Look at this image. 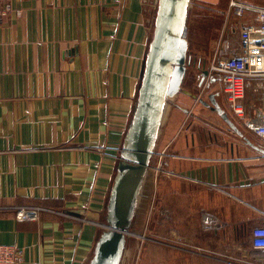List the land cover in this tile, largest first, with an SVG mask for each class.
<instances>
[{"label": "crops", "instance_id": "obj_1", "mask_svg": "<svg viewBox=\"0 0 264 264\" xmlns=\"http://www.w3.org/2000/svg\"><path fill=\"white\" fill-rule=\"evenodd\" d=\"M232 1H192V77L206 61L241 52L240 30L256 14L236 15ZM236 1L264 8V0ZM12 3L20 14L0 23V244L18 246L23 264H89L159 0ZM255 83L247 81L238 139L207 127L192 134L179 97L169 105L148 180L153 186L157 176L156 224L121 264H264L252 246L253 230L264 226V154L256 148L264 145L247 127L264 103ZM218 101L230 104L225 93ZM152 189L139 203L145 213ZM24 206L45 210L39 221H18L15 208ZM202 214L219 226L205 229Z\"/></svg>", "mask_w": 264, "mask_h": 264}, {"label": "water", "instance_id": "obj_2", "mask_svg": "<svg viewBox=\"0 0 264 264\" xmlns=\"http://www.w3.org/2000/svg\"><path fill=\"white\" fill-rule=\"evenodd\" d=\"M193 0H159L152 40L146 58L133 118L106 206V225L97 239L89 264H121L143 190L149 180L151 161L169 101L183 90L188 71L189 14ZM205 77L208 76L206 71ZM204 77V78H205ZM212 82H217L212 79ZM191 94L190 92H186ZM197 98L196 95H192ZM204 106L217 112L240 136L243 133L214 95ZM180 108L184 109L180 106ZM185 110V109H184ZM188 112V110H186ZM252 144V143H250ZM264 154V149L256 147Z\"/></svg>", "mask_w": 264, "mask_h": 264}, {"label": "built area", "instance_id": "obj_3", "mask_svg": "<svg viewBox=\"0 0 264 264\" xmlns=\"http://www.w3.org/2000/svg\"><path fill=\"white\" fill-rule=\"evenodd\" d=\"M231 10L238 16H242L247 10L253 11L256 14V22L240 30L241 52L214 61L210 65L209 76L218 77L234 113L241 118L245 116L241 101L245 97L249 79L256 81V91L262 92L264 100V8L234 0L231 2ZM14 12L20 14L19 11H15L12 0H0V23L7 20ZM247 127L264 142V103L262 109L257 111V115L247 121ZM171 175L169 174L168 177ZM44 210L37 206L17 207L15 216L18 221L36 222L39 221ZM202 215L205 229L210 230L219 226L208 214ZM252 246L256 250L264 251V226L253 230ZM23 262L24 255L18 246L0 244V264H23Z\"/></svg>", "mask_w": 264, "mask_h": 264}, {"label": "rangeland", "instance_id": "obj_4", "mask_svg": "<svg viewBox=\"0 0 264 264\" xmlns=\"http://www.w3.org/2000/svg\"><path fill=\"white\" fill-rule=\"evenodd\" d=\"M201 61H204V60H201ZM209 68H210V64L209 62L206 61L205 69L208 70V72H209ZM201 69L202 68L200 67V69L196 71L197 75L194 77H192L193 74H191L192 73L191 69L188 71L186 80L183 84L184 92H181L178 96L179 99L178 98L176 99L177 100L176 102L179 104V106L181 105L185 109V110L184 109L182 110L183 113L181 112V115H183V118H184L185 128H190L192 127V124H194L193 129L191 130L192 134L198 131L201 132V130H199L200 128L207 127L210 130L212 129L215 133L218 132L220 138L226 137L227 139H233V138L238 139L240 136L237 134V132L233 130L230 127V125L217 112L213 111L210 107L204 106L201 103V100H204L206 103L211 104V101L209 98L212 95H214L217 102H219L218 99L219 98L221 99V95L222 93H224L222 86L219 83V79L216 75H215L216 77H214V76H209L208 74V76L206 77V80L201 79V77L199 76ZM192 70H194L193 66H192ZM212 79H216L217 82L213 83ZM186 92H190L191 94H187ZM192 95H196L197 98H194ZM170 104H173V102L169 101L167 108H169ZM182 104H184L185 106H183ZM221 107L226 111V113H228L229 117L235 122V124L239 126L238 116L232 111L231 105L223 102V105H221ZM186 110H190L191 112L189 111L186 112ZM260 143L264 145V142L262 140H260ZM118 156H119L118 160H120L121 158L120 152ZM154 163H155V158L153 157L151 161V168H150L151 172L154 167ZM156 181H157V176L155 177V182H153L154 183L153 186L149 185L148 181L146 183V186H145L146 190L149 189V192H150V190L153 188L152 195L149 197L151 206H149L150 207L149 210L147 211V213H145L144 209L142 208L143 205L139 204L140 207H138L137 214L135 217V222L131 229L132 235H129L127 237V245H126L127 252L129 251V249L131 250V248L133 250L134 248L141 249L143 244L147 243V241L149 240L148 235H149L150 226H152L153 222H155L156 224V216H157ZM140 203H142V201H140ZM154 203H155V209L152 207ZM143 213L146 214L145 219L143 218V215H144ZM143 220L145 221V223H143L144 222ZM103 222H106L105 218H103ZM106 224H104V226ZM103 230L104 229L102 226L99 232L101 233ZM140 236H145L147 238L143 239V238H140ZM152 237L154 238L155 241H157L156 234H153Z\"/></svg>", "mask_w": 264, "mask_h": 264}, {"label": "flooded vegetation", "instance_id": "obj_5", "mask_svg": "<svg viewBox=\"0 0 264 264\" xmlns=\"http://www.w3.org/2000/svg\"><path fill=\"white\" fill-rule=\"evenodd\" d=\"M201 68H202V69H201V71H200V73H199V74H200L199 76L201 77L202 80H203V79L206 80V77H205V74H204V73H205L206 71L208 72V70L205 69V65H203V67L201 66ZM208 73H209V72H208ZM204 77H205V78H204ZM210 97H211V96H210ZM209 99H210V98H209ZM210 101H211V99H210Z\"/></svg>", "mask_w": 264, "mask_h": 264}, {"label": "bare ground", "instance_id": "obj_6", "mask_svg": "<svg viewBox=\"0 0 264 264\" xmlns=\"http://www.w3.org/2000/svg\"><path fill=\"white\" fill-rule=\"evenodd\" d=\"M143 238H147V237H145V236H142Z\"/></svg>", "mask_w": 264, "mask_h": 264}]
</instances>
